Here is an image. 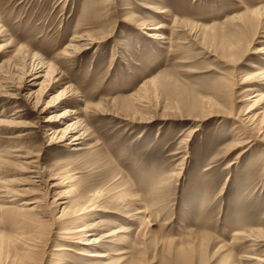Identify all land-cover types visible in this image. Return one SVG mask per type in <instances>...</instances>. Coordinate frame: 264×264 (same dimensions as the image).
I'll list each match as a JSON object with an SVG mask.
<instances>
[{
	"label": "rangeland",
	"instance_id": "obj_1",
	"mask_svg": "<svg viewBox=\"0 0 264 264\" xmlns=\"http://www.w3.org/2000/svg\"><path fill=\"white\" fill-rule=\"evenodd\" d=\"M85 34L99 43L67 57ZM9 41L0 66L20 51L30 66L0 90V264H262L246 235L264 231V0H0ZM96 191L107 212L92 215ZM64 209L77 215L54 221ZM107 220L133 230L110 240ZM85 225L102 243L64 235Z\"/></svg>",
	"mask_w": 264,
	"mask_h": 264
},
{
	"label": "bare ground",
	"instance_id": "obj_2",
	"mask_svg": "<svg viewBox=\"0 0 264 264\" xmlns=\"http://www.w3.org/2000/svg\"><path fill=\"white\" fill-rule=\"evenodd\" d=\"M149 9L152 10L153 12H155V13H158V14H167V12H165L159 6H153V7H150ZM251 14H252V12L249 13L248 16H251ZM254 18L253 17L246 18L242 23L243 24H246V25L248 24L249 26H251L252 24H254V22H253V20L255 21ZM180 22H181L180 20H176V22L174 23V26L176 28L181 27L182 26V23H180ZM163 28H164L163 25H158V24L153 25V27L150 30L155 32L154 33V39L160 40V41L161 40H163V41L166 40V38H165L164 35L158 34V32H160ZM174 31H178V29H176V30L174 29ZM150 35H152V34H150ZM82 40H84V41H82ZM71 41H73V43H71L67 47V51H65L67 57H73V54L74 55L75 54H80L83 51H85V50H87L89 48H92L97 43H99L95 38H93L90 35H86V34L85 35H75V36H73V38H71ZM7 43L8 44H6L5 46L0 47V49L5 50L6 48L12 46L11 41H9ZM2 50H0V51H2ZM21 54H22V51H20V55ZM254 54H258V55L259 54H264V47L257 48L256 49V52H254ZM20 55L18 53L17 54L14 53V55H12L10 57V59L3 60V63L0 66V90H2L4 88L6 90L7 89H10V88H13L12 83H10L11 80H12V78L10 76H12V74H14L15 70L25 71V69L27 68V65H28L27 64V61H25V59H22L20 57ZM33 59L35 61H40L37 55H35ZM11 64H13L12 67L10 68L9 71L6 72L4 70V68L7 65H11ZM38 65L41 66L40 69L42 71L44 69H48V71H47L48 72V75L50 76V78L53 77L52 76V72L53 71H52L51 67L46 66L45 63H44V61L39 62ZM29 66L30 65H28V67ZM34 71H35V68L31 72L33 73ZM5 73H7L8 75H4ZM37 73L38 72H35L33 74H30V75L28 74V76H36L35 78H37L38 77V75H36ZM259 75L260 74H257V75H255V77L257 78ZM248 79L249 80L253 79V75L252 76H249V77H246V79L240 85L247 84L249 82ZM45 92H46V90L42 91V95H45ZM246 92H250L252 94L249 97V99H248V101H250L251 99L257 98L259 96L260 89H258L255 86V87H251V88L247 89ZM71 93H72V86H69V87H66V88L60 90L59 92H57L52 97L51 101L49 102V106L48 107L50 108L51 106H53V107L55 106V108H61L64 105V103H65V99L68 98L69 96H71ZM35 99H36V97H35ZM36 102H37V104H35V105L38 106L40 104V102H41V96L40 95H39V98L36 100ZM72 114H76V112L74 110H72V109H66V110H64V111H62V112H60V113H58L56 115L57 117H56V120L55 121H62L63 119H66L67 117L71 116ZM51 121H53V120L52 119H48V122H51ZM60 133H62V137L61 138H63V139L66 136V133L68 134L67 131L64 132L63 130H61ZM81 136H83V135H81ZM81 139L82 138H80L79 136L74 138L75 141H78V140H81ZM250 139H251L250 137L247 140L245 139V141L241 142V144H239L237 147L243 146L245 144L252 143V141L251 142L249 141ZM263 142H264V140H263ZM239 155H240V153H239ZM28 170L29 169H27V171ZM56 176H59V175H55L54 177L52 176V177H50V179H54ZM60 176H61V174H60ZM40 178H43V175ZM61 178L63 180L61 182L56 183V184L53 183L52 184V188L60 187L61 185L65 186L66 184H68L70 182H73L74 183V181H76V178L73 175H71V176L65 175V176H63ZM71 192L72 191L69 190V189H65V190L62 191L61 195L58 198V200H59L58 201V207L59 206L62 207L63 205H66L67 204V202H68L67 200L72 195ZM104 196H105V194L101 193L100 191H96L94 193V195H93V201L90 203V206H89L90 208L88 210V212H90V214L97 215V214H101V212H107L106 209H105V207L101 205V202L105 200V197ZM59 202H60V204H59ZM33 203L40 204L38 201L37 202H33ZM26 205H28V204H26ZM146 211L147 210L144 209L142 212H146ZM85 214H87V213L83 212L82 214H79V216L85 215ZM75 215H77L76 214V210L64 209L62 211V213L58 217L54 218L55 219L54 221H56V222L59 221L60 224H63L65 222H67V220L70 219V217L75 216ZM76 217H78V216H76ZM137 219L140 220V221H142L141 218H137ZM102 225H106L107 227L112 228V230L108 231L104 235V237L110 238V240H113V241H119L120 239H122L124 237V235H123L124 233H129V232H131L133 230L132 227H127V226H125L124 224H122L121 222H119L117 220H115L114 222H112L110 220H107V222H104ZM74 231L75 230H71V231H68V232L64 233V235L66 237H68L67 239L69 241H71V240L74 241L75 239H77V236H79L81 233H85L84 236H83L84 239H85L84 241L87 242V244H89V245H97V244H100L105 239L103 237L102 240H100V239H98L96 237V234L91 233L90 231H92V228H90V226H86L85 225V229H82V230L77 231V232H74ZM246 237L249 238V239H251V240L253 239L252 241L255 242L257 245H258V243L264 244V231L263 230H252V231H250V233L248 235H246ZM55 251H57L59 253H62V252H65V251H70V248H60V249H57ZM126 253L127 252H121L118 255H124ZM90 255H93V254H89V256ZM185 256H186V258H185ZM94 257L101 258V257H106V256L105 255H100V254L97 253V254L94 255ZM177 259H178V261H182L184 263H186V262L183 261V259L184 260L186 259V261L189 260V258L187 259V255L184 252L183 253L179 252L178 253V256H177ZM182 262H180V263H182ZM258 262L264 264V258L263 259L261 258L260 260H258ZM189 263L190 262H188L186 264H189Z\"/></svg>",
	"mask_w": 264,
	"mask_h": 264
}]
</instances>
